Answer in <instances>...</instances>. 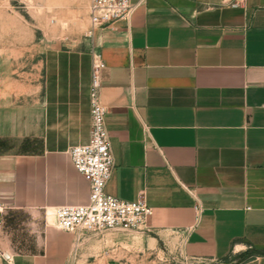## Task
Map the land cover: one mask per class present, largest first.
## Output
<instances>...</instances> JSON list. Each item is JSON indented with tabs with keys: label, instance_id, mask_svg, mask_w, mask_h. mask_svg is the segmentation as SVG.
I'll return each instance as SVG.
<instances>
[{
	"label": "crops",
	"instance_id": "1",
	"mask_svg": "<svg viewBox=\"0 0 264 264\" xmlns=\"http://www.w3.org/2000/svg\"><path fill=\"white\" fill-rule=\"evenodd\" d=\"M231 2L142 0L130 23L0 78V248L16 264L69 250L47 221L89 198L69 151L90 139L96 59L114 155L106 192L144 197L152 231L183 235L190 259L264 264V0Z\"/></svg>",
	"mask_w": 264,
	"mask_h": 264
},
{
	"label": "rangeland",
	"instance_id": "2",
	"mask_svg": "<svg viewBox=\"0 0 264 264\" xmlns=\"http://www.w3.org/2000/svg\"><path fill=\"white\" fill-rule=\"evenodd\" d=\"M89 5L90 0H0V78L10 83L12 78L39 72L43 53L78 47L87 31ZM47 222L56 227L54 218ZM61 233L71 242L57 264H211L188 258L178 233L108 231L85 234L78 242L73 233ZM0 264H16L13 251L0 248Z\"/></svg>",
	"mask_w": 264,
	"mask_h": 264
},
{
	"label": "built area",
	"instance_id": "3",
	"mask_svg": "<svg viewBox=\"0 0 264 264\" xmlns=\"http://www.w3.org/2000/svg\"><path fill=\"white\" fill-rule=\"evenodd\" d=\"M133 0H90L86 37L92 38L102 27L119 19L130 23L139 4ZM244 0H232L231 5L241 6ZM105 63L101 59L93 61L90 103L91 135L86 143L70 148L73 166L90 184L88 201L84 204H69L57 207L53 212L56 228L71 232L78 242L85 234L104 235L108 231H151L149 219L153 208L144 197L129 201L114 197L106 192L113 168L114 155L111 137L106 125V108L101 99V71ZM196 211L201 212L198 198ZM3 210L0 207V212ZM8 258L9 255L7 256Z\"/></svg>",
	"mask_w": 264,
	"mask_h": 264
},
{
	"label": "bare ground",
	"instance_id": "4",
	"mask_svg": "<svg viewBox=\"0 0 264 264\" xmlns=\"http://www.w3.org/2000/svg\"><path fill=\"white\" fill-rule=\"evenodd\" d=\"M51 214V216L53 217V214H52V212L50 213ZM54 218V217H53ZM54 224H55V222H54Z\"/></svg>",
	"mask_w": 264,
	"mask_h": 264
}]
</instances>
